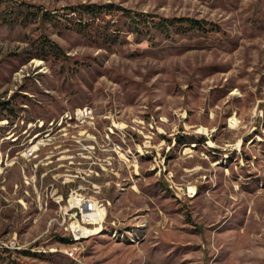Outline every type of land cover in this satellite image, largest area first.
Segmentation results:
<instances>
[{
	"label": "rangeland",
	"instance_id": "374dc122",
	"mask_svg": "<svg viewBox=\"0 0 264 264\" xmlns=\"http://www.w3.org/2000/svg\"><path fill=\"white\" fill-rule=\"evenodd\" d=\"M106 3L206 30L68 9ZM0 264H264V0H1Z\"/></svg>",
	"mask_w": 264,
	"mask_h": 264
},
{
	"label": "trees",
	"instance_id": "16d2710c",
	"mask_svg": "<svg viewBox=\"0 0 264 264\" xmlns=\"http://www.w3.org/2000/svg\"><path fill=\"white\" fill-rule=\"evenodd\" d=\"M1 4V0H0ZM74 13L76 23L80 28H87L90 21L99 18L103 13H113L121 11L134 27V31L141 32L144 29H154L160 33H168L173 30H206V23L203 20H197L189 17H163L151 14L149 12H135L113 3L106 4H79L68 7ZM43 17L53 18V14L43 12Z\"/></svg>",
	"mask_w": 264,
	"mask_h": 264
},
{
	"label": "built area",
	"instance_id": "2783aa9c",
	"mask_svg": "<svg viewBox=\"0 0 264 264\" xmlns=\"http://www.w3.org/2000/svg\"><path fill=\"white\" fill-rule=\"evenodd\" d=\"M88 113H90V110L84 107L79 114L87 116ZM27 152L28 155L32 154L31 150H27ZM68 202L69 208L66 212H72L68 216L69 222L64 217L62 223L65 224L64 230L67 232V235L73 240L72 243L75 244V240H81L83 237H87L89 231L94 230V225L102 221L103 215L105 214V206L90 198H84L74 191L70 193ZM76 249L75 246H71L69 251L75 254Z\"/></svg>",
	"mask_w": 264,
	"mask_h": 264
},
{
	"label": "bare ground",
	"instance_id": "6f19581e",
	"mask_svg": "<svg viewBox=\"0 0 264 264\" xmlns=\"http://www.w3.org/2000/svg\"><path fill=\"white\" fill-rule=\"evenodd\" d=\"M93 233H94L93 230H90V231H89V235H92ZM89 235H88V236H89Z\"/></svg>",
	"mask_w": 264,
	"mask_h": 264
}]
</instances>
